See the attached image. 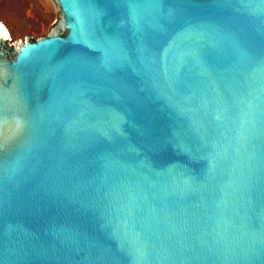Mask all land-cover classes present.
I'll return each mask as SVG.
<instances>
[{
	"label": "water",
	"instance_id": "95a60500",
	"mask_svg": "<svg viewBox=\"0 0 264 264\" xmlns=\"http://www.w3.org/2000/svg\"><path fill=\"white\" fill-rule=\"evenodd\" d=\"M0 26V264H264V0H51Z\"/></svg>",
	"mask_w": 264,
	"mask_h": 264
},
{
	"label": "rangeland",
	"instance_id": "374dc122",
	"mask_svg": "<svg viewBox=\"0 0 264 264\" xmlns=\"http://www.w3.org/2000/svg\"><path fill=\"white\" fill-rule=\"evenodd\" d=\"M55 18L51 0H0V23L8 30L5 45L9 48L24 37L36 39L48 34Z\"/></svg>",
	"mask_w": 264,
	"mask_h": 264
},
{
	"label": "bare ground",
	"instance_id": "6f19581e",
	"mask_svg": "<svg viewBox=\"0 0 264 264\" xmlns=\"http://www.w3.org/2000/svg\"><path fill=\"white\" fill-rule=\"evenodd\" d=\"M0 26L4 29V31L7 34L8 39H9V33H8V30L6 29V27L2 23H0Z\"/></svg>",
	"mask_w": 264,
	"mask_h": 264
}]
</instances>
